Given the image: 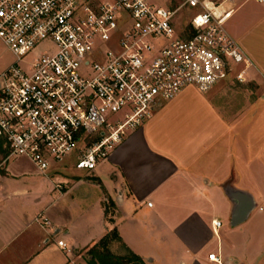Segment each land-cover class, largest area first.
<instances>
[{
    "label": "crops",
    "instance_id": "1",
    "mask_svg": "<svg viewBox=\"0 0 264 264\" xmlns=\"http://www.w3.org/2000/svg\"><path fill=\"white\" fill-rule=\"evenodd\" d=\"M212 1L231 10L224 28L250 63L243 81L183 88L92 170L68 158L41 173L47 184L18 187L12 178L26 173L16 170L25 159L7 162L0 264H98L88 250L111 229L118 240L108 253L130 252L143 264H215L210 252L222 264H264V0ZM228 191L253 203L234 226Z\"/></svg>",
    "mask_w": 264,
    "mask_h": 264
},
{
    "label": "built area",
    "instance_id": "2",
    "mask_svg": "<svg viewBox=\"0 0 264 264\" xmlns=\"http://www.w3.org/2000/svg\"><path fill=\"white\" fill-rule=\"evenodd\" d=\"M230 13L208 0H0L14 57L0 72V170L23 158L45 173L76 152L74 167L92 170L183 88L242 82L250 63L224 28ZM40 43L50 50L26 59Z\"/></svg>",
    "mask_w": 264,
    "mask_h": 264
},
{
    "label": "rangeland",
    "instance_id": "3",
    "mask_svg": "<svg viewBox=\"0 0 264 264\" xmlns=\"http://www.w3.org/2000/svg\"><path fill=\"white\" fill-rule=\"evenodd\" d=\"M208 1L212 2V0H208ZM178 17L181 19H183L185 17L184 10H180L177 13L176 18H178ZM45 50H50L49 45H47L46 43H40V44L36 45L31 50V52L26 56V59H31L32 56L36 57L39 54L43 53ZM13 60H14L13 55L9 52V50L0 41V72L2 71V68L6 67ZM89 142H90L89 140L82 141L79 145L80 149H83L84 146L89 144ZM76 155H77V152L74 153L72 155V157H69V159L66 158L69 160L68 163L69 162L71 163V166L74 164L73 160L75 159ZM65 160H63L62 162H64ZM62 162L58 163V164L56 163V166H59L60 164H62ZM10 165L11 164H8V167ZM18 165H19V167H16V170L17 171L24 170V171H26V173L24 175H19V176H16L15 178H12L15 180V186L23 187L27 184L29 185L31 181L35 182V183H43L44 182V184H47V182H46L47 180L44 177L40 176L41 173L37 172V170L29 162H27L25 160H18ZM7 175H9V174H7ZM28 194H30V192H28ZM28 194H27V196H29ZM118 254L122 255L124 253L119 252Z\"/></svg>",
    "mask_w": 264,
    "mask_h": 264
},
{
    "label": "trees",
    "instance_id": "4",
    "mask_svg": "<svg viewBox=\"0 0 264 264\" xmlns=\"http://www.w3.org/2000/svg\"><path fill=\"white\" fill-rule=\"evenodd\" d=\"M112 240H118V236L114 229L106 232L98 242L88 250L91 258L95 259L98 264H143L138 256L130 252L122 256L110 255L106 249V245Z\"/></svg>",
    "mask_w": 264,
    "mask_h": 264
},
{
    "label": "water",
    "instance_id": "5",
    "mask_svg": "<svg viewBox=\"0 0 264 264\" xmlns=\"http://www.w3.org/2000/svg\"><path fill=\"white\" fill-rule=\"evenodd\" d=\"M228 196L234 201L229 219V224L234 226L245 219L253 203L249 195L240 191H228Z\"/></svg>",
    "mask_w": 264,
    "mask_h": 264
}]
</instances>
